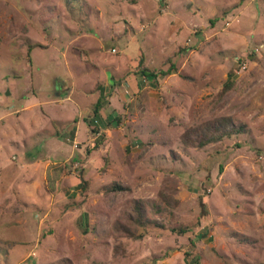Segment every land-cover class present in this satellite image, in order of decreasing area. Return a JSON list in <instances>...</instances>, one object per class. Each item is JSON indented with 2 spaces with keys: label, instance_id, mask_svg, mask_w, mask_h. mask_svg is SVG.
Returning <instances> with one entry per match:
<instances>
[{
  "label": "rangeland",
  "instance_id": "1",
  "mask_svg": "<svg viewBox=\"0 0 264 264\" xmlns=\"http://www.w3.org/2000/svg\"><path fill=\"white\" fill-rule=\"evenodd\" d=\"M0 264H264V0H0Z\"/></svg>",
  "mask_w": 264,
  "mask_h": 264
},
{
  "label": "trees",
  "instance_id": "2",
  "mask_svg": "<svg viewBox=\"0 0 264 264\" xmlns=\"http://www.w3.org/2000/svg\"><path fill=\"white\" fill-rule=\"evenodd\" d=\"M175 67H176L175 63L172 62L171 66L168 69H156V70L151 69V68L144 65V55H142L140 62H139L138 73L141 74L146 80L155 82L156 80H158L159 75L166 76L168 74L173 73V70L175 69ZM231 85H232V82L229 84V86H231ZM103 106H104V98L99 97V99L97 100V102L94 105V111L93 112H94L95 116L98 115V113L100 112V110L102 109ZM228 120L229 119H225V121H228ZM211 130H213V129H211ZM214 130H216V129L214 128ZM239 130H236V132H238ZM210 135H211V137L208 138V140H204L203 142L200 141L199 145L201 147L206 145V143H209V142L213 141L214 139L216 140L218 138V135H215V134H210ZM101 143H102V140H98L95 143V148L99 147L101 145ZM123 189H124V187L120 183H112V184H109L106 186L107 192L119 191V190H123ZM126 221L128 224L118 221L115 226H116V229L118 231L123 232L130 237H136L137 236L136 231L134 229H132L133 225H136V227H138V226L149 227V228L152 227L151 221L146 216V212H145V209L143 207L142 201H136L135 202L133 210L131 211V214L128 216ZM149 228H147V229H149ZM178 230L180 232H186L187 230H189V227H188V229H187V227H181Z\"/></svg>",
  "mask_w": 264,
  "mask_h": 264
}]
</instances>
